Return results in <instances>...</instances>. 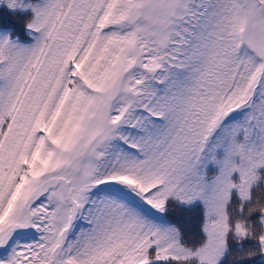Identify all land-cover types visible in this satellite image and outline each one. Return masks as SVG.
Listing matches in <instances>:
<instances>
[{
	"label": "snow or ice",
	"instance_id": "snow-or-ice-1",
	"mask_svg": "<svg viewBox=\"0 0 264 264\" xmlns=\"http://www.w3.org/2000/svg\"><path fill=\"white\" fill-rule=\"evenodd\" d=\"M0 264H264V0H0Z\"/></svg>",
	"mask_w": 264,
	"mask_h": 264
},
{
	"label": "trees",
	"instance_id": "trees-1",
	"mask_svg": "<svg viewBox=\"0 0 264 264\" xmlns=\"http://www.w3.org/2000/svg\"><path fill=\"white\" fill-rule=\"evenodd\" d=\"M258 259V258H257Z\"/></svg>",
	"mask_w": 264,
	"mask_h": 264
}]
</instances>
